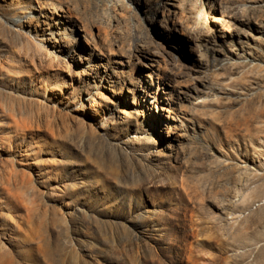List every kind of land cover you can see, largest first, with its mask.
<instances>
[{
  "label": "rangeland",
  "instance_id": "obj_1",
  "mask_svg": "<svg viewBox=\"0 0 264 264\" xmlns=\"http://www.w3.org/2000/svg\"><path fill=\"white\" fill-rule=\"evenodd\" d=\"M0 264H264V0H0Z\"/></svg>",
  "mask_w": 264,
  "mask_h": 264
},
{
  "label": "bare ground",
  "instance_id": "obj_2",
  "mask_svg": "<svg viewBox=\"0 0 264 264\" xmlns=\"http://www.w3.org/2000/svg\"><path fill=\"white\" fill-rule=\"evenodd\" d=\"M32 23V22H31Z\"/></svg>",
  "mask_w": 264,
  "mask_h": 264
}]
</instances>
